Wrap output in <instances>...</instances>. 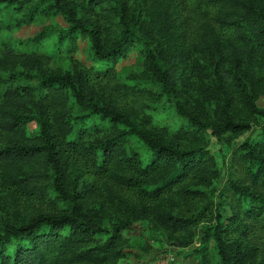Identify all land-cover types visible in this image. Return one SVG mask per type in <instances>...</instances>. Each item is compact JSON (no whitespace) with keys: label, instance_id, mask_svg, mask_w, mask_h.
Listing matches in <instances>:
<instances>
[{"label":"trees","instance_id":"1","mask_svg":"<svg viewBox=\"0 0 264 264\" xmlns=\"http://www.w3.org/2000/svg\"><path fill=\"white\" fill-rule=\"evenodd\" d=\"M3 1L28 9L18 24L30 22L43 2V10L66 22L58 40L74 32L87 37L90 58L100 65L124 56L135 38L144 47L145 65L125 76L109 66L98 80L74 60L70 69L47 71L43 55L1 48L0 67L9 70L10 79L31 81L0 89V181L27 198L41 197L45 189L32 163L42 158L51 170L48 190L65 208L37 211L24 224H6L0 232V264H114L128 253L123 231L133 216L148 217L171 234L196 224L207 198L196 188H207L221 176L219 162L205 147L206 134L219 138L249 129L248 121L232 114L237 104L264 117L256 104L264 94V0H202L196 27L183 0H140L139 35L127 17L128 0H35L27 7L33 0ZM115 20L118 35L103 43V29H111ZM219 48L225 54L218 57L220 68H212L217 80L210 93L219 121L209 123L204 84L197 77L196 85L186 88L179 80L184 63L203 66L201 59ZM163 97L182 124L149 126ZM101 124L109 129H99ZM130 138L148 148L152 160L144 164L138 151L127 149ZM247 148L249 177L261 192L236 182L233 187L253 200L247 216L262 215L264 225V143ZM103 195L121 214L108 227L96 219L105 204L91 206ZM216 217L213 229L204 228L213 234L220 264H247L252 249L229 248ZM13 239L25 246L3 253Z\"/></svg>","mask_w":264,"mask_h":264},{"label":"rangeland","instance_id":"2","mask_svg":"<svg viewBox=\"0 0 264 264\" xmlns=\"http://www.w3.org/2000/svg\"><path fill=\"white\" fill-rule=\"evenodd\" d=\"M139 1L128 0L127 17L135 35H139L137 25L141 20V18L137 20V5ZM183 1L185 6H187L193 27H196L201 17L200 9H197V7L202 8V0ZM34 2L35 0L27 3L25 7ZM38 5L39 7L34 11L30 22L18 24L21 16L28 9L15 8L14 4L7 5L5 1L0 0V50L4 45H9L20 53L43 55L46 63L43 67L47 71L70 69L71 62L74 60L83 64L93 77H98V80L102 78V70L109 66L121 76L131 72H139L143 69L145 65L144 47L139 40L133 38L121 58L113 61L110 65H100V63L90 58L91 46L87 37L74 32L71 36L59 41L57 38L58 31L66 27V22L61 15L43 10V2ZM104 6L107 7L105 4ZM81 13L80 11L79 14ZM39 32V36L36 37ZM118 32V23L115 20L111 29H103L101 35L103 43L113 40L118 35ZM224 54L225 52H223L222 48H219L215 53L208 55V57L206 56L207 58H202L201 65L203 66L199 67L194 62H190L191 64L188 65L184 63L181 74L183 78L181 77V80H179L180 83L186 85V88L195 86L196 84L193 82L197 77L199 78L198 82L204 84L203 96L208 99L205 119L209 123L219 121V118L214 113L216 99L210 93L217 80L212 68L215 66L214 64H217V68H220L222 64H218V57ZM10 75L9 70H4L0 67V89L10 83L25 85L31 81L24 76H18L17 79L11 80ZM146 83L141 81V85H146ZM152 89L158 90L154 86H152ZM195 94L202 97V93L199 90ZM161 101L164 102L159 105V112L153 114V120L149 126L156 127L167 124L170 128H173L177 124H182V120L170 107L171 105L165 102V97ZM256 104L259 108L264 109V94H261L256 99ZM232 114L237 117V120L248 121L250 127L238 135L225 133L216 138L209 133L206 134L205 147L211 153H214L219 162L221 176L216 183L207 188H196L203 191L207 196L204 201L206 207L202 209L201 213L202 218L189 229L171 234L156 225L148 217L133 216L132 225L123 231V241L128 253L117 259L114 264H157L156 260L158 257L164 254L172 255L171 262H167V264H203V260L207 264H220L213 234L207 230L216 226L217 214L220 216L218 228L223 229L224 243L229 248H248V251L252 249L254 257L249 258L247 264H264L263 216L260 215L255 218L247 216V211L253 205V200L243 197L233 187V182H236L239 185L258 189V186L256 185V187L249 177L245 154L247 153L248 144L260 147L264 143V130L262 128L264 117L252 116L247 109L239 104L236 105ZM34 126L33 122L29 123L30 130ZM98 128L107 130L109 125L101 124ZM184 146H188V144H184ZM125 147L138 151L144 164L152 160L151 151L133 138L125 141ZM32 166L37 171V180L41 186L43 185L44 193L39 198H27L24 194L7 187V185H3L0 181V232L6 224H24L37 211L54 213L65 208L62 199L48 190L51 173L48 164L40 158L32 163ZM103 191L105 192V190ZM257 191L261 192L260 189ZM12 192H15V199L11 197ZM122 194L126 195L125 192ZM104 195L97 197L91 203V206L98 209L101 202L105 204L106 210L99 212L102 215L100 214L96 219H101L103 226L108 227L111 220L121 214L116 208H112L107 203ZM129 197L131 198V196ZM177 241L184 244L180 246ZM19 246L24 247L25 243L13 239L4 244L2 251L5 254H12ZM203 257L204 259H202Z\"/></svg>","mask_w":264,"mask_h":264},{"label":"built area","instance_id":"3","mask_svg":"<svg viewBox=\"0 0 264 264\" xmlns=\"http://www.w3.org/2000/svg\"><path fill=\"white\" fill-rule=\"evenodd\" d=\"M172 260V255L171 254H164V255H160L158 257L157 264H167V262H171Z\"/></svg>","mask_w":264,"mask_h":264}]
</instances>
